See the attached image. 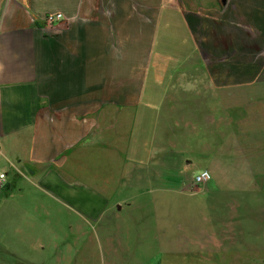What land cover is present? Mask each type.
Wrapping results in <instances>:
<instances>
[{
    "label": "crops",
    "instance_id": "1",
    "mask_svg": "<svg viewBox=\"0 0 264 264\" xmlns=\"http://www.w3.org/2000/svg\"><path fill=\"white\" fill-rule=\"evenodd\" d=\"M167 2L0 0V173L6 175L0 264H42L30 222L17 217L21 179L48 193L33 177L42 175L50 186L58 179L59 195H73L85 158L120 159L125 175L129 165L156 164L165 176L174 156L179 164L189 162L176 148L196 153L208 141L207 122L198 124V116L208 115V96L191 91L197 74L208 77L197 57L196 28ZM238 3L236 14L215 19L221 25L208 32L212 51L264 44V0ZM48 13H61L63 20L48 26ZM245 24L251 27L246 32ZM250 35L260 39L249 41ZM207 192L196 194L207 199ZM207 238L197 236L196 243ZM218 252L232 259L229 264L244 258L238 247ZM56 261L85 264L78 252Z\"/></svg>",
    "mask_w": 264,
    "mask_h": 264
},
{
    "label": "rangeland",
    "instance_id": "2",
    "mask_svg": "<svg viewBox=\"0 0 264 264\" xmlns=\"http://www.w3.org/2000/svg\"><path fill=\"white\" fill-rule=\"evenodd\" d=\"M168 2L196 28L197 57L208 77L197 74L191 91L208 96V115L198 116V124H208V141L196 153L176 148L189 162L179 164L174 156L165 176L156 164L129 165L125 175L119 158L116 164L105 155L95 162L85 158L73 195H59L55 176L53 186L42 175L32 179L50 193L21 179L17 217L30 222L42 264H64L56 258L75 252L85 264H229L232 259L218 251L236 247L244 256L237 263L264 264V44L212 51L208 32L219 29L215 19L237 13L238 0L224 6L220 0ZM249 28L245 24L244 31ZM221 57L225 63H209ZM204 170L209 182L194 186L193 178ZM200 188L207 189V199L196 194ZM205 235L208 243H196Z\"/></svg>",
    "mask_w": 264,
    "mask_h": 264
},
{
    "label": "built area",
    "instance_id": "3",
    "mask_svg": "<svg viewBox=\"0 0 264 264\" xmlns=\"http://www.w3.org/2000/svg\"><path fill=\"white\" fill-rule=\"evenodd\" d=\"M63 20V16L61 13H48L43 17V22L48 25L52 26L55 23L61 22ZM6 175L4 173H0V187L5 182ZM210 175L208 171L204 170L199 172L195 177L193 178V185H205L209 182Z\"/></svg>",
    "mask_w": 264,
    "mask_h": 264
},
{
    "label": "water",
    "instance_id": "4",
    "mask_svg": "<svg viewBox=\"0 0 264 264\" xmlns=\"http://www.w3.org/2000/svg\"><path fill=\"white\" fill-rule=\"evenodd\" d=\"M220 3H221V5H225V3H226V0H220ZM119 208V207H118Z\"/></svg>",
    "mask_w": 264,
    "mask_h": 264
}]
</instances>
